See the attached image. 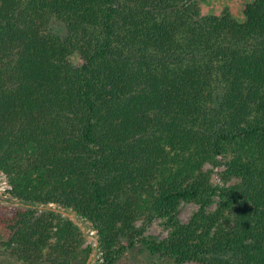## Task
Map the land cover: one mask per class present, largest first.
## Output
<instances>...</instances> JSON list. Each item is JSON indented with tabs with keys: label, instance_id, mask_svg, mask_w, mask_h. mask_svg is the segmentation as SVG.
Returning <instances> with one entry per match:
<instances>
[{
	"label": "trees",
	"instance_id": "16d2710c",
	"mask_svg": "<svg viewBox=\"0 0 264 264\" xmlns=\"http://www.w3.org/2000/svg\"><path fill=\"white\" fill-rule=\"evenodd\" d=\"M242 15L0 0V170L17 203L0 223L17 261L86 264L61 207L95 230V264L136 245L176 264H264V0ZM218 156L222 185L205 168ZM182 202L198 206L185 222ZM157 218L163 237L146 234Z\"/></svg>",
	"mask_w": 264,
	"mask_h": 264
},
{
	"label": "rangeland",
	"instance_id": "374dc122",
	"mask_svg": "<svg viewBox=\"0 0 264 264\" xmlns=\"http://www.w3.org/2000/svg\"><path fill=\"white\" fill-rule=\"evenodd\" d=\"M200 6V12L203 15L215 14L226 10L233 18L241 20L242 8L243 6L250 2L251 0H196ZM221 160V163L213 166L210 163H206L205 168L211 170V180L213 184L222 185L219 172L222 171L224 167V158L218 156ZM10 188L8 184V179L6 175L0 170V207H6L3 212L0 214V219L3 216H11L14 213V208L17 203L12 201L9 204L5 203V199L9 197L7 190ZM54 206V205H53ZM197 205L193 202H182L179 207L178 217L182 222L188 220L190 215L197 209ZM63 215V214H62ZM65 216V215H64ZM82 223V222H81ZM84 227V236L86 238L84 246L89 244L92 246L91 251L88 254V257L92 255L90 264H95L96 260L100 259V252L97 250V241L95 230L90 227L89 224L82 223ZM146 234L156 235L163 237L166 235V230L163 229L162 222L159 218L155 219L149 226ZM8 237V229L2 226L0 223V264H22L17 261L10 253L5 249L2 243ZM128 251V250H127ZM126 251V252H127ZM86 258V264L87 259ZM113 264H176L173 260L158 256L150 255L148 252L139 245H136L133 250H130L128 253H124L118 258Z\"/></svg>",
	"mask_w": 264,
	"mask_h": 264
},
{
	"label": "water",
	"instance_id": "95a60500",
	"mask_svg": "<svg viewBox=\"0 0 264 264\" xmlns=\"http://www.w3.org/2000/svg\"><path fill=\"white\" fill-rule=\"evenodd\" d=\"M53 208H54V206H53ZM55 210H57L58 212L62 213L65 216L69 217L74 223H76L79 226V228L82 230V232L84 234L85 230H84L82 223L76 218V216L73 213H69L61 207H58V208L55 207ZM91 258H92V255H90L88 257L87 264H90Z\"/></svg>",
	"mask_w": 264,
	"mask_h": 264
}]
</instances>
